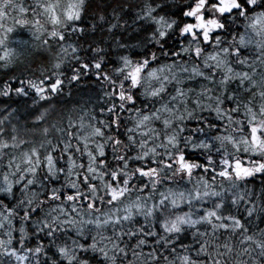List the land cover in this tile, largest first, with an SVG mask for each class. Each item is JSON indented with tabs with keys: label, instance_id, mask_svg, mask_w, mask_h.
<instances>
[{
	"label": "snow or ice",
	"instance_id": "1",
	"mask_svg": "<svg viewBox=\"0 0 264 264\" xmlns=\"http://www.w3.org/2000/svg\"><path fill=\"white\" fill-rule=\"evenodd\" d=\"M0 264H264V0H0Z\"/></svg>",
	"mask_w": 264,
	"mask_h": 264
}]
</instances>
